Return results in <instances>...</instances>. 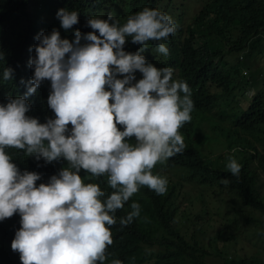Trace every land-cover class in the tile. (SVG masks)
<instances>
[{"label": "clouds", "instance_id": "clouds-1", "mask_svg": "<svg viewBox=\"0 0 264 264\" xmlns=\"http://www.w3.org/2000/svg\"><path fill=\"white\" fill-rule=\"evenodd\" d=\"M55 15L65 31L79 22L74 9L58 8ZM86 23L92 31L74 29L71 40L56 28L37 33L27 61L33 73L21 78L26 91L0 102V220L19 214L11 248L22 264H103L116 211L141 186L164 194L168 178L152 169L186 147L179 129L192 118L191 89L173 78L171 66H156L144 55L149 41L169 55L166 42L177 29L171 15L145 6L122 25L111 13ZM129 38L139 45L133 52L123 47ZM12 79L13 69L3 67L0 82ZM44 80L54 116L41 122L27 114L28 97ZM9 148L45 164L63 158L67 166L37 184L40 173L19 169ZM225 167L238 176L241 164L229 156ZM82 169L106 175L112 191L106 195L98 183L85 182ZM130 208L121 226L139 216L138 202Z\"/></svg>", "mask_w": 264, "mask_h": 264}, {"label": "trees", "instance_id": "trees-1", "mask_svg": "<svg viewBox=\"0 0 264 264\" xmlns=\"http://www.w3.org/2000/svg\"><path fill=\"white\" fill-rule=\"evenodd\" d=\"M145 6L171 15L177 29L166 42L167 57L156 52L155 41L148 42L144 55L156 66H171L173 78L187 82L194 107L191 120L179 129L186 145L184 151L163 164L157 163L152 169L168 178L167 191L158 195L147 186H141L116 211L117 221L111 226L112 244L106 248L103 264H110L114 259L123 264H200L208 254L203 246L202 232L212 228L210 208L207 202L200 205L202 201L194 214L190 207L181 208V190L186 183L217 190L218 195L225 192L232 203L231 216L238 226L258 221L264 224V147L257 149L251 140L252 137L261 140L260 135H264V99L258 89L239 114L233 110L232 103L236 99L235 92L245 96L243 88L249 84L247 73L253 70L243 59L258 52L259 42L264 41V0H0V53L3 54L0 72L7 66L13 69V79L0 82V102L9 95H22L26 91L21 78L27 81L33 73L27 61L34 55V49L30 51L29 48L38 43L34 37L40 31L48 33L56 28L62 37L71 40L74 29L82 33L92 31L86 23L90 16L106 18L111 13L122 25L128 16ZM62 7L78 11L79 22L68 31L61 28L55 15ZM123 47L133 52L139 45L129 38ZM235 56L238 57L234 59ZM140 76L137 72L136 78ZM49 92L50 82L44 80L28 97L31 104L28 115L38 117L41 122L54 116L47 105ZM226 115L231 120L227 127L216 119L227 129L226 145L210 156L203 145L214 143L210 136L216 127L210 126L211 133L199 134L198 130L203 121L211 124L209 121L213 117ZM218 142L223 144L224 141ZM6 150L19 169L40 173L37 184L47 182L51 175L67 166L63 158L45 164L42 159L37 161L25 156L23 150ZM229 156L241 164L238 176L226 170ZM80 175L85 182L98 183L106 195L112 191L106 175L92 177L83 169ZM222 177L229 180L227 185L220 182ZM132 201L140 204V214L130 224L121 226L119 218L131 211ZM183 211L194 216L191 231L201 230L198 237L188 235L179 225ZM19 221L18 213L0 220V264H22L19 253L11 248ZM223 239L227 240L218 230L207 244L220 254L217 242H225ZM224 264H264V258L256 253L233 255V258L227 255Z\"/></svg>", "mask_w": 264, "mask_h": 264}, {"label": "rangeland", "instance_id": "rangeland-1", "mask_svg": "<svg viewBox=\"0 0 264 264\" xmlns=\"http://www.w3.org/2000/svg\"><path fill=\"white\" fill-rule=\"evenodd\" d=\"M259 44L258 52L253 56L243 59V62L247 63L249 67L253 66V70L251 72L248 71L247 75H249L246 77V80L249 84L243 88L244 94L247 97L240 95V92H235L236 99L232 103L233 110L236 113L246 106L249 98H251L258 89L261 90L262 99H264V77L260 76L261 74H264V41L259 42ZM236 57L238 56H235L234 59H236ZM217 114L218 113H216V115ZM213 118L214 119H210L209 121L211 124H207V122L203 121L198 130L199 134L202 132L211 133L213 128L210 126L216 127L213 135L210 136L212 137L210 141L214 143L203 145L204 150L210 156L216 155L222 150L221 147H225L227 129L223 126L227 127L231 123V120L227 115L225 117L218 116ZM216 119H219L223 126ZM260 137L261 140H257L254 137L251 138L257 149H263L264 147V135L261 134ZM218 140H223V144L218 142ZM215 143H218L219 145ZM181 191L183 192L181 208L184 209L190 207L191 213L194 214L197 212L199 207L198 204L201 201L200 205L207 202L210 208L209 224L212 228L202 232L203 246L208 254L201 260L200 264H224V257L227 255L233 258V255L241 257L242 255L251 256L256 253L264 258V224L258 221L256 223L250 222L251 224L238 226L237 222L233 220L234 217L231 216L230 207L232 206V203L228 200L225 192L218 195L217 190L202 188L192 183H186L182 186ZM262 194L264 196V193ZM183 214L184 217H182L181 222L179 223L182 230L188 235L198 237L201 230L191 231L192 219L194 216L186 215L184 211ZM206 226L207 225L204 227L206 228ZM218 230L222 231L224 237L227 238V240L223 239L225 242L220 240L217 242V246L221 248L220 254L216 253L211 244H207V242L211 241V238L214 237L215 232ZM186 264L195 263L187 262Z\"/></svg>", "mask_w": 264, "mask_h": 264}, {"label": "built area", "instance_id": "built-area-1", "mask_svg": "<svg viewBox=\"0 0 264 264\" xmlns=\"http://www.w3.org/2000/svg\"><path fill=\"white\" fill-rule=\"evenodd\" d=\"M240 58H241V56H240ZM244 73H245V71H243Z\"/></svg>", "mask_w": 264, "mask_h": 264}]
</instances>
